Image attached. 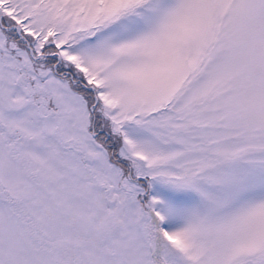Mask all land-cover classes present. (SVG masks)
<instances>
[{
    "label": "snow or ice",
    "instance_id": "6c2138e0",
    "mask_svg": "<svg viewBox=\"0 0 264 264\" xmlns=\"http://www.w3.org/2000/svg\"><path fill=\"white\" fill-rule=\"evenodd\" d=\"M0 264H264V0H0Z\"/></svg>",
    "mask_w": 264,
    "mask_h": 264
}]
</instances>
